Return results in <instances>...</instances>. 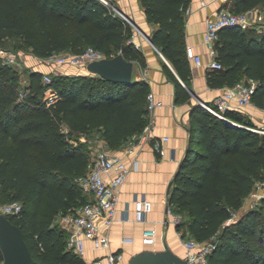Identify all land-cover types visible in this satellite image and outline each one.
I'll return each instance as SVG.
<instances>
[{
	"label": "trees",
	"instance_id": "1",
	"mask_svg": "<svg viewBox=\"0 0 264 264\" xmlns=\"http://www.w3.org/2000/svg\"><path fill=\"white\" fill-rule=\"evenodd\" d=\"M140 2L156 25L152 41L172 66L164 68L176 84V102L187 103L192 69L185 13L192 0ZM224 7L264 10V0H229ZM134 32L101 0H0V45L15 39L40 59L63 51L78 55L92 46L107 58L121 53L144 65L131 42ZM215 49L223 67L208 73V85L255 81L252 101L264 108V31L225 27ZM51 77L46 84L44 73L32 70L22 89L17 68L0 57V202L22 204V212L8 218L23 230L36 264H87L67 249L68 235L55 224L88 201L76 179L90 168L91 145L80 136L97 134L111 149L127 146L150 122L151 89L144 80L112 82L93 73ZM48 88L59 94L52 105L44 100ZM256 128L241 111L220 118L200 104L191 112L190 144L168 199L182 218L177 232L184 228L185 237L214 242L209 264H264L262 211L250 207L239 215L264 183V133Z\"/></svg>",
	"mask_w": 264,
	"mask_h": 264
},
{
	"label": "built area",
	"instance_id": "2",
	"mask_svg": "<svg viewBox=\"0 0 264 264\" xmlns=\"http://www.w3.org/2000/svg\"><path fill=\"white\" fill-rule=\"evenodd\" d=\"M107 6L111 7L120 14L119 9L112 0H101ZM186 17L192 15V9L186 10ZM121 15V14H120ZM122 16V15H121ZM260 16L259 9H253L244 13H236L229 7L219 9L213 17L206 21V31L203 43L208 47L211 61L206 63L202 54L196 51L193 45L186 46L187 58L190 61L191 69L207 67L209 69H222V64L216 59V43L220 37V31L228 26H239L247 30L253 23L257 22ZM124 19L126 17L122 16ZM128 21V19H126ZM129 22V21H128ZM137 30V29H136ZM142 37L147 39L139 30ZM138 35L133 34L131 42L136 48L141 50L137 42ZM148 40V39H147ZM0 57L7 65L17 66L20 64V54L14 51L0 49ZM106 58V55L89 46L83 53L74 54H55L45 59L46 62L58 66L70 65L75 68L87 70L89 63ZM44 82L50 84L52 77L50 74L44 75ZM257 82H241L232 87H227L225 91L217 96L213 104L201 103L209 112L217 117L225 118L227 111H242L253 104L252 98L256 89ZM21 93V97H24ZM59 98V94L52 88L45 92L44 100L48 105L54 104ZM164 106V103L158 100L156 94L150 91L148 95L149 124L145 130L133 137L126 146V154L135 156L129 164L124 158L117 156L109 150L108 143L104 139L96 140L90 146V168L86 174L79 176L76 181L83 194L87 197V203L77 207L65 214L57 217L59 224L66 231L67 249L77 256L83 258L87 264H129L130 259L126 260L124 250L113 251L111 247V230L117 221L119 193L121 187L127 181L132 171L139 170L140 160L137 158L139 147L146 143H152L162 158L166 157L165 143H168V136L156 137L152 133L155 119L153 115L157 108ZM255 131L264 133L263 127H257ZM252 192L248 199H264V185ZM247 199V201H248ZM247 203V202H246ZM153 202L149 199L135 200V216L133 222L144 224L148 221L153 212ZM22 212L20 202H0V215L17 216ZM166 218L163 221L164 230L167 229L168 217L176 227L182 222V218L173 213L166 200ZM126 219L124 221H128ZM158 230L156 227H147L143 231L142 244L147 249L155 250L158 243ZM181 243L185 249L183 258L188 264H209V255L213 252L215 244L213 241L201 243L193 238L183 236L178 232ZM123 243L133 242L132 238H123ZM89 252L95 257L90 260ZM102 252V254H98ZM4 261L0 264H3Z\"/></svg>",
	"mask_w": 264,
	"mask_h": 264
},
{
	"label": "crops",
	"instance_id": "3",
	"mask_svg": "<svg viewBox=\"0 0 264 264\" xmlns=\"http://www.w3.org/2000/svg\"><path fill=\"white\" fill-rule=\"evenodd\" d=\"M112 1L118 9L131 17L146 34L152 37L156 25L148 22L140 0ZM228 3L229 0H192L190 6L192 15L188 17L185 26L186 46L193 45L196 51L202 54L206 63L211 61L209 49L203 43L206 21ZM137 42L141 46L145 64L141 65L139 62H135L134 80L146 81L158 100L164 103V106L157 108L153 115L155 124L152 133L159 138L168 136L170 140L165 143V158L160 156L152 143L140 146L137 157L140 160L139 170L132 171L120 189L117 221L111 230V247L113 251L124 250L126 260L131 259L134 254L142 250H147L142 244L143 231L147 227H156L159 233L158 243L154 249H164L163 242L166 239V230H164L163 221L165 219L158 213H161L164 207L166 211L169 190L190 144L191 112L195 106L203 102L213 104L215 98L228 87H210L208 85V73L212 69L206 66L194 68L192 69L190 85L187 87L191 91L192 97L189 102L178 104L176 102V84L164 68L165 64L172 68L170 62L162 52L158 51L156 45L153 46L147 39H138ZM47 68L50 67L42 65L34 71L46 73L49 70ZM82 73L86 74L87 72ZM241 112L246 118L251 119L257 127L264 128V108L253 103ZM112 153L124 158L129 164L135 158V156L126 154V146L120 151H112ZM136 199H149L154 205L153 212L144 224L133 222ZM126 219L129 220L124 221ZM125 237L132 238L133 242L123 243ZM173 251L178 254L183 252V249ZM98 254L100 255L102 252ZM88 257L92 260L95 255L89 252Z\"/></svg>",
	"mask_w": 264,
	"mask_h": 264
},
{
	"label": "water",
	"instance_id": "4",
	"mask_svg": "<svg viewBox=\"0 0 264 264\" xmlns=\"http://www.w3.org/2000/svg\"><path fill=\"white\" fill-rule=\"evenodd\" d=\"M119 12L155 46L152 37L146 34L131 17L120 9ZM158 51L161 53L159 49ZM135 64V61L126 59L120 53L112 58L106 57L89 63L87 71L99 75L108 81L130 84L134 79ZM0 247L4 255L3 264H36L23 230L6 215H0ZM129 264H188V262L175 253L168 245L166 239H164V249L142 250L131 257Z\"/></svg>",
	"mask_w": 264,
	"mask_h": 264
},
{
	"label": "rangeland",
	"instance_id": "5",
	"mask_svg": "<svg viewBox=\"0 0 264 264\" xmlns=\"http://www.w3.org/2000/svg\"><path fill=\"white\" fill-rule=\"evenodd\" d=\"M260 10V9H259ZM130 23V22H129ZM131 24V23H130ZM131 26L133 27L135 34L138 35L139 39H142L144 37H142L140 35V33L138 32V30H136V28L131 24ZM255 30L258 32H263L264 31V10L261 9L260 10V16L257 20V22L253 23L248 30ZM3 47L4 50H14L17 51L19 50V61L20 64L15 66V68H17L19 74H20V82H21V86L22 89L25 88V86L28 83V77H29V72L36 69L39 66L42 65H47L50 68H47L49 70L46 71L45 74H50L51 76L56 75V74H61V75H74L77 73H82V72H87L89 73L87 70L81 69V68H75L73 66L70 65H64V66H58L55 64H51L49 62H46L45 59H40L38 57H36L31 50H27L22 48L21 45H19L18 41H16L15 39L12 40H7L5 42V44L0 45V48ZM59 55H68V54H72L70 51H63V52H58ZM51 69V70H50ZM53 70V71H52ZM78 137V136H77ZM75 138V137H74ZM80 138L82 139H87L90 143V145H92L91 143H94L96 140H100L102 137L98 136L97 134L94 133H90L89 134H81ZM123 147L121 148H116V149H111L109 148V150L111 151H120ZM260 185V187L262 185H264V183H258V185L255 187L256 191L259 192V188H257ZM254 189V190H255ZM264 193V192H262ZM250 207H257L259 208V210L262 211V216H261V222L264 225V199H248L247 203L245 204L244 208L242 209L241 213L239 215H241L242 213H244L247 209H249ZM158 215H160L163 219L166 218V213H165V207L163 208L162 212L158 213ZM171 216L168 217V222L169 225L166 229V241L169 244L170 248L172 250H177V249H183V252H179L178 255L180 256H184V247L181 243V239L178 235V232L174 226V224L171 221ZM56 225H60L58 219H56L55 221ZM182 233H186L185 229L183 228V231H181ZM162 241V239H161ZM164 245V242H163ZM162 245V246H163Z\"/></svg>",
	"mask_w": 264,
	"mask_h": 264
}]
</instances>
